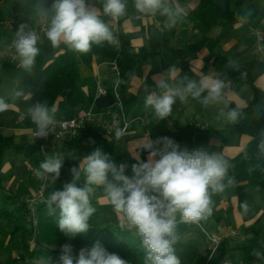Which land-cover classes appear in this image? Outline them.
Segmentation results:
<instances>
[{"label": "crops", "instance_id": "crops-1", "mask_svg": "<svg viewBox=\"0 0 264 264\" xmlns=\"http://www.w3.org/2000/svg\"><path fill=\"white\" fill-rule=\"evenodd\" d=\"M188 1L177 0L184 9V14L174 27H168L165 23L166 17L159 13L155 15L139 13L134 6L135 0H127L126 14L120 17V29L129 36L133 53L139 54L145 50L150 55V60L146 65L136 68L134 78L128 82L125 89L120 88L121 96L126 114L130 118L143 116L149 120V138L155 140L158 137L167 136L180 146V150H203L210 154L216 153L227 160L229 168H232L249 147L252 138L234 130L233 124L226 123L219 113L221 110L227 112L231 103L238 108L248 107L253 100V91L247 84L232 86V81L225 71L212 64L213 59H210L211 54L208 50H203L196 59L191 61L188 74L192 79L198 80L202 74L220 72L221 78L226 82V103L212 104L205 108L199 102H191L189 98L185 102L177 99L171 115L160 121L151 109L144 107V98L148 91H157V94H160V90L154 88L153 80L160 78V74L167 76L166 71L175 66L177 72L171 82H178L183 60L175 55L185 45L202 39L201 33L183 19L192 11V6L197 5L196 3L191 6ZM50 4L51 0H45V3L44 0L0 1V19L4 17V20L0 21V98L9 105L6 111L0 112V131L4 137H14L17 144L34 143L30 135L32 128L27 124L30 119L27 109L36 103L33 94L44 82L43 70L68 48L63 43L53 47L44 35L37 45L40 51L30 72L18 66L19 57L12 60L6 57L5 51L15 37L18 24L26 23L29 28L35 26L39 19L45 16L42 8L47 9ZM216 4L224 12L231 10L229 0H216ZM97 7L102 6L97 5ZM11 17L17 20V24L8 28L5 23ZM101 19L110 29L117 30L111 17L102 15ZM257 29L264 30V0H254L245 4L243 11L237 15L235 23L220 21L210 32L209 37L219 42L217 54L234 61L238 67L249 70L253 74L255 87L264 95V57L258 51L254 34ZM185 59L188 60L187 57ZM9 60L11 65L4 67ZM208 60L210 64L206 67ZM112 62L111 59L94 56L81 61L76 66L84 94H87L88 87L91 85L102 83L112 88L118 80L120 81V74L119 77L116 75ZM17 92H22L23 95L18 97ZM115 104L111 94L95 99L92 110L96 117L78 137L70 144L58 143L47 149L46 159L58 155L64 156V164L60 177L55 183L49 177L44 198L37 202V205L34 204L32 209L49 200L53 191L62 190L64 184L71 182L70 169L78 167L81 160L96 148L103 149L111 146L113 150L111 159L117 164L126 165L125 174L128 176L132 175L131 165L137 163L135 155L139 153L140 160L147 161L148 152L140 149L142 142L147 139V134L139 124H134L128 133L119 139L104 133L101 120L115 109ZM76 112H56L55 120L70 119ZM89 138L94 139L95 143L89 144ZM38 169L39 166L31 167L24 157L15 151H5L1 157L0 207L6 206L10 199H14L15 204L10 207L15 212L16 218L21 219L20 221L24 220L21 217L22 212H19V204H25L29 208L28 198L37 196V191L43 184L44 179L36 175ZM83 185L82 174L77 186ZM93 187L94 191L90 194L91 206L95 208L91 216L93 224L104 225L120 221L129 229L127 221L122 220L121 215L113 210L103 186ZM245 190L247 211L245 207L239 208L238 193L233 188L228 194H211L212 214L204 219L203 225L198 222H183L177 214V221L180 220L184 225V232L177 234L174 245L181 264H183L182 256H184V264H194L198 256L205 255L203 252L206 239L202 237L205 236L204 231L221 238L222 241L238 239L242 243L252 238L256 231H260V239L264 242V198L257 190L248 187H245ZM209 225H211L210 228ZM130 230L136 233L135 228ZM231 247L235 248V246ZM27 250L31 253L30 248L27 247ZM236 253L241 254L233 249L230 258L232 257L237 264L262 262L248 251L243 254L249 253V256L243 257L245 262L240 263L236 261Z\"/></svg>", "mask_w": 264, "mask_h": 264}, {"label": "clouds", "instance_id": "clouds-1", "mask_svg": "<svg viewBox=\"0 0 264 264\" xmlns=\"http://www.w3.org/2000/svg\"><path fill=\"white\" fill-rule=\"evenodd\" d=\"M134 6L139 13H159L166 17L168 27H174L184 14L177 0H135ZM126 10L127 0H51L49 8H42L49 19L45 37L53 47L63 43L70 51L86 54L93 45L117 43L101 16L117 19L124 16ZM38 40L37 33L27 24L21 23L15 31L12 46L19 57L18 66L25 71L32 70L39 54ZM226 66L236 68L232 60ZM176 72V67L172 66L166 71L167 76L160 74V78L153 80L154 88L160 90V94L146 89L144 107L151 109L158 121L171 115L177 99L185 102L191 97L205 108L225 102L226 82L220 72L202 74L198 80L185 75L172 83ZM21 95L22 92L16 93L18 97ZM8 107L0 98V112ZM27 113L36 125V138L47 139L56 122V108H49L46 102H36ZM219 115L228 124H235L240 118V112L235 108L227 112L221 110ZM257 115L264 116V110L259 106ZM114 122L119 123L115 117ZM122 135L117 126L116 138ZM88 143L94 144L95 140L89 138ZM257 147L260 156L264 157V132L260 133ZM140 149L148 152V159L145 162L140 160L139 153L135 155L137 163L131 165L132 175L128 176L125 174L126 165L115 163L109 154L96 148L81 160L78 167L70 169L71 182L64 184L62 190L51 193L48 207L50 211L59 209L57 227L71 241L88 232L89 220L95 212L90 194L94 191L93 186H103L113 210L127 221L129 229L135 228L146 250L145 264H181L174 248L177 214L183 222H199L211 216V194L224 192L230 165L216 153L180 150V146L167 136L155 140L147 137ZM64 158L58 155L42 161L37 177L48 176L55 183L60 177ZM82 174L84 185L81 187L77 182ZM227 183L233 184V180L229 178ZM244 207L247 211L246 204ZM60 251L57 264H130L118 254L107 251L99 242L91 248H81L77 257L72 255L71 243L63 244ZM250 254L264 262V252L259 249H253ZM42 264H48V261H42Z\"/></svg>", "mask_w": 264, "mask_h": 264}, {"label": "trees", "instance_id": "trees-1", "mask_svg": "<svg viewBox=\"0 0 264 264\" xmlns=\"http://www.w3.org/2000/svg\"><path fill=\"white\" fill-rule=\"evenodd\" d=\"M3 1V0H0ZM254 0H229L231 10L229 12L222 11L216 4V0H197V5L192 11L184 16L183 19L188 24L192 25L195 30L201 33L202 39L198 42H193L184 46L175 56L181 58L182 70L180 79L188 74L191 68V61L196 59L198 54L203 50L210 52L212 64L223 69L226 75L232 81V86L239 84H247L252 88L253 100L246 108H238L231 103L230 108H235L240 112V118L237 123L232 125V128L237 132L250 136L252 141L249 147L244 151L236 165L228 169L227 177L225 178V190L220 194H228L231 189L235 188L239 197V208H243L247 203V192L245 187L257 190L261 197L264 198V157L258 152V143L260 133L264 129V116L257 115V107L264 110V95L255 87V77L249 70L242 69L236 65V68L227 67V60L216 51L219 42L209 37L210 32L217 27L220 21H226L229 24L235 23L237 15H239L245 4ZM1 16V15H0ZM1 20H4V17ZM104 21V20H103ZM117 43L109 44L104 42L102 45H93L91 50L86 54L76 53L67 50L59 55L54 61L49 64L44 70V82L42 86L33 94L36 102H46L49 108L55 107L56 112L69 113L78 110H91L96 96V85L88 87L87 94L81 90V84L76 72V66L87 58L94 56L111 59L117 63L120 73V88H126L129 81L136 75V68L146 65L150 60V55L145 51L139 54H134L130 43V38L123 33L118 26V32L113 31ZM188 58L186 60L185 58ZM210 60L206 62V67L209 66ZM10 60L4 67L10 66ZM243 73V75H241ZM192 79V78H191ZM206 94V93H205ZM193 103L197 100L189 97ZM1 117V114H0ZM28 126L36 129V125L28 119ZM41 144L35 142L33 144H17L14 137H4L0 131V172H1V157L5 151L11 150L22 155L31 167L39 166L46 158L40 154ZM103 152L109 154L113 158V150L111 146H106L102 149ZM233 180V184H228V179ZM245 186V187H244ZM48 201H44L34 209L28 208L25 204H19V212H22L20 218H16L15 212L11 209V205L15 204L14 199H10L6 206L0 207V220L5 219L9 223L12 233L9 237V242L12 244L14 237L18 233L24 236H32L33 230L36 227L39 237L36 238V244L28 248L31 249L29 256L30 260L40 256L56 261L58 259L53 247H61L65 243L75 242L84 243L88 248H91L96 242H99L110 253H116L121 258L128 260L130 264H145L146 250L143 247L138 235L126 228L120 221H114L110 224L95 225L92 218L89 220V230L86 234L77 236L71 241L57 227L59 219V209L50 211ZM55 207V206H54ZM201 225L204 220L199 221ZM35 227V228H36ZM180 231V232H178ZM184 232V225L178 220L176 235ZM233 249L241 254L244 252L259 249L264 251V242L260 239V231H256L255 235L232 248L228 241H223L215 253L210 257V252H206L204 256H198L194 264H205L208 260L210 264H220L232 255ZM232 259V257H231Z\"/></svg>", "mask_w": 264, "mask_h": 264}, {"label": "built area", "instance_id": "built-area-1", "mask_svg": "<svg viewBox=\"0 0 264 264\" xmlns=\"http://www.w3.org/2000/svg\"><path fill=\"white\" fill-rule=\"evenodd\" d=\"M191 1V5H196L197 0H189ZM112 19V22L116 26V32H118V26L120 23V17L117 19ZM15 24H17V20L14 17H11L8 19L5 23L6 27L11 28ZM21 24V23H20ZM18 24V26L20 25ZM26 24V23H24ZM49 27V19L47 17H41L37 24L30 29L35 31L37 33V36L39 38L38 43L40 42L41 38L45 35V31ZM257 45H258V51L261 53V55L264 57V31L258 30L255 34ZM5 55L11 58L12 60L17 59V55L15 52L14 47L12 46V43H10L5 51ZM112 67L114 71L116 72V75L119 77V70L117 63L115 61L112 62ZM120 81L118 80L115 85L112 88L106 87L102 83L96 84V96L95 99L105 97L107 95H112L115 99V109L111 112H109L102 120H101V127L104 131V133L109 136H115V131L117 126L122 130L123 135H126L128 131L131 129V127L134 124H139L146 130L147 137H150L148 126H149V120L143 116H137L134 118H130L125 111V104L121 96L120 91ZM95 114L93 110H78L76 114L66 120H55V124L51 127L50 135L47 139H40L36 138L35 136V130H32L31 132V138L34 142H39L41 144L40 148V154L43 157L47 156V149L55 146L58 143H66L70 144L72 143L78 135L88 126L89 123H91L95 119ZM115 120L118 121V125L114 122ZM48 176H45L43 179V184L41 185L38 193H37V200L43 199L46 192V182L48 181ZM36 201V199H35ZM35 204V203H34ZM178 224V221H177ZM206 231H204L205 233ZM206 236H208L209 241L214 244V249L212 250L213 253L217 250L219 244H220V238L210 237L207 233H205ZM207 264H210L209 261ZM220 264H237L233 259L227 258L224 261H222Z\"/></svg>", "mask_w": 264, "mask_h": 264}, {"label": "rangeland", "instance_id": "rangeland-1", "mask_svg": "<svg viewBox=\"0 0 264 264\" xmlns=\"http://www.w3.org/2000/svg\"><path fill=\"white\" fill-rule=\"evenodd\" d=\"M188 2L190 5L192 4L191 1H188ZM194 7L195 6H192V8H194ZM258 30L264 31L263 29H257V30H255L254 34H256V32ZM6 57H8V56H6ZM32 130H34V129H32ZM32 130H31V132H32ZM30 135H31V133H30ZM48 182H49V178H48V181L46 183L48 184ZM47 184H46V191H47V187H48ZM37 193H38V191H37ZM35 199H36V201H35ZM39 201H41V200L40 199L37 200V196L28 198V205L30 206L29 208L32 210L34 203L37 205V202H39ZM36 223H37V221H36ZM36 226L37 225H35V227ZM35 227H34L33 234L31 237L30 236H24L22 233H18L16 236H12V237H14V240H13L12 244H10L8 242H9V237H10V234L12 233V230L9 227V223L5 219H2L0 221V264H25V263H29L28 259L30 256L29 255L30 251L27 250V247L28 246L33 247L36 244V240H37L36 238L39 237L37 227L36 228ZM210 227H211V225H209V228ZM205 233H207L210 237H215V236L210 235L208 232H205ZM202 237L204 239H206L205 250L203 253L205 254L206 252H210V257H211L213 254L212 250L214 249V244L209 241V238H208V236H206V234H205V236H202ZM222 242L223 241L220 238V244ZM228 242L231 246H237L239 244H242V242H240L238 239H234L232 241L230 240ZM72 248H73L72 255L74 257H77L79 250L81 248H88V247L84 243L76 242L72 245ZM60 249H61V247H53V250L57 251V253H55V254L57 255L58 259H54V260H57V262L59 260V256L61 255ZM236 256H237L236 261L243 263V262H245L243 257L249 256V253H246V254L236 253ZM208 260L205 262V264L208 263ZM30 261H31V264H42V261H48V264H51L52 260L40 256V257L34 258L33 260H30ZM52 262H53V264H57L56 261L55 262L52 261ZM246 262H247V260H246ZM182 263L184 264V256H182ZM258 264H264V262H259Z\"/></svg>", "mask_w": 264, "mask_h": 264}]
</instances>
